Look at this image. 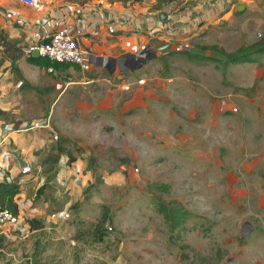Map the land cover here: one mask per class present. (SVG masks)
<instances>
[{
    "label": "rangeland",
    "instance_id": "374dc122",
    "mask_svg": "<svg viewBox=\"0 0 264 264\" xmlns=\"http://www.w3.org/2000/svg\"><path fill=\"white\" fill-rule=\"evenodd\" d=\"M204 2L130 4L187 11L176 50H151L156 58L134 72L89 64L20 80L21 61L0 52V122L52 115L56 133L16 135H33L23 144L33 172L19 177L24 228L0 233V264H264V51L225 64L241 48H263L264 0H234L225 11ZM80 39L84 54L99 50L98 37ZM127 39L103 45L127 52ZM172 201L192 216L170 231L158 205ZM31 219L41 228L29 231Z\"/></svg>",
    "mask_w": 264,
    "mask_h": 264
},
{
    "label": "built area",
    "instance_id": "2783aa9c",
    "mask_svg": "<svg viewBox=\"0 0 264 264\" xmlns=\"http://www.w3.org/2000/svg\"><path fill=\"white\" fill-rule=\"evenodd\" d=\"M234 0H207L206 9L214 6L228 4ZM21 8L29 10H40L42 0H16ZM0 17L7 20L13 17L21 28L32 27V23L25 19L17 7L2 4L0 6ZM176 23H182L168 18L164 21L156 19L148 24L142 25L137 19L136 12L131 8H117L107 0H94L93 2H70L61 0L49 11L45 17L38 19L36 25L45 26L51 33L34 43L28 44L22 53L25 56L38 52L39 57L48 59L50 62L69 64L78 67L84 73L89 67L90 54H84L81 39L89 38L97 34V30H105L112 36L127 37L139 35L143 38H135V49L130 54L140 55L146 48L163 53L172 48L178 41V29ZM193 23L189 17L187 27ZM88 59V63L85 59ZM49 73L51 70L49 69ZM35 129H48L54 133L48 124V119L38 123L26 124H4L0 123V181L10 180L7 175L6 162L10 159L18 161L19 174L28 176L33 172L32 165L25 160V149L16 148L15 151L5 150L8 139L12 134L25 133ZM23 230L20 211L14 215L6 208L0 207V233L6 229Z\"/></svg>",
    "mask_w": 264,
    "mask_h": 264
},
{
    "label": "crops",
    "instance_id": "0c3cea01",
    "mask_svg": "<svg viewBox=\"0 0 264 264\" xmlns=\"http://www.w3.org/2000/svg\"><path fill=\"white\" fill-rule=\"evenodd\" d=\"M60 1L61 0H42L41 9L37 10V11H34V10H29V9H25V8L19 7L17 2H16V0H0V6L2 4H8V5L17 7V9L20 11L21 15L25 19L29 20L33 24L32 27L21 28L17 24L16 20L13 17H11V18H9L7 20H5V19L0 17V31H1V33H3L7 37L8 42H10L13 45V48L17 51V52H14V54H16V56H17V54L21 55V56H18V58L14 59V60H11V63H10V64H12V63H15V61H18V62L21 61V64L23 66L19 65L18 67H15L13 65V67H15V69L18 68L17 70L20 73V75L22 74L20 80H22V77L25 79L24 71H28V70L29 71L36 70L37 73H40L42 75L46 74L47 76H54L56 74L65 73V72H67L69 70H71V71L75 70L73 67H71V68H68L65 71H58V72H53L52 74H48L45 71L41 70L40 68H38L36 66H33L31 64H28L26 62L27 56H25L22 53V49H24L28 44L34 43L37 40H40V39L44 38L45 36H48V34L51 33L49 30H47V28L45 26L36 25V21L38 19H41V18L45 17L47 14H49V11L51 9H53L55 7V4L60 2ZM66 1H70V0H66ZM93 1L94 0H91L90 2H93ZM107 1H109L112 4H114L117 8H123V9L124 8H131V9H133L129 5H124V3H121V2H119L117 0H107ZM70 2H73V1H70ZM80 3H83V2H80ZM189 7L187 6L186 9H189ZM139 8L140 7H138L137 9H133V10L136 12L137 19H138L139 23H141L142 25L148 24V23L158 19L157 15L160 12H165L166 13V16H167L166 19H168V18H171L173 20L179 19V21L182 22L183 21V14L185 12H187V11L181 10V12H177V13H173L172 14V13H170V11H163V10L161 11L160 10V12H158V13L157 12L152 13V12L143 10V8L142 9H139ZM178 24L179 23H176V26H179ZM109 36L110 35L105 30H102V32L99 33V34H95L94 37H98L97 41H99V42H98V45H96V47L99 50H97V52L89 51L91 53L90 55H94V56H96L98 58H104L105 60L107 58H113V59H115L117 61H121V60H119V57H122L125 53H129V52L131 53L132 51H134V49H135V38L136 37L143 38L142 36H139V35H136V34L129 35L127 37L118 36L117 38H121V39L128 38L126 40V42H125V45H126V47L128 46L127 49H130V50H127V52H125V51H122V50H120V51L115 50V46L113 44H108L107 46L103 45L104 38H108ZM82 40H84L83 43H88V39L84 38ZM177 42L174 43V46H172V50H176V47L178 45ZM87 49L88 50L89 49L92 50L93 46L90 44L89 46H87ZM5 54H9L10 55L11 52H8V53H5ZM9 57L11 59V55ZM95 66H97V65H95ZM97 70H101V69H99L98 66H97ZM76 71L80 72L79 70H76ZM100 79H98V80H100ZM93 81H94V79L89 78L88 80H86L85 83H83L84 85L88 84L87 85V86H89L88 87V91L91 89V86L95 85L94 83H92ZM102 81H104V79H102ZM102 81H101V83H102ZM21 82L22 81H20L18 83V85H16V87H15L16 91L15 92H18L20 90V88L22 87V83L23 82L22 83ZM76 84L77 83H67L66 86H71V85H76ZM78 84L82 85L81 83H78ZM45 89H46L45 92H49L50 89H52V87L51 88H46L45 87ZM63 90H64V88H63ZM63 90H61V92L57 95V97L62 93ZM54 103H55V101L52 103V105ZM50 116H51V119H52V115H49V116H47V117H45L44 119H41V120H46V119H48V117L50 118ZM20 121H23V120H20ZM0 123H2V122H0ZM44 130L47 131L48 129H44ZM25 133H32V132L29 131V132H25ZM54 133H55V131H54ZM19 134H24V133H15V134H12L10 136V138L8 139L7 144L5 146V150H10L11 149L12 151H15L16 148L25 149L26 152L24 154V158H25L26 161H28L31 164L32 160L28 159L29 156H30L29 155L30 153L26 149V146L25 147L23 146V144H24V142L26 143L28 140H30L31 137H33V135L29 134L27 136V138H20V137L18 138L16 135H19ZM55 135H56V133H55ZM17 163H18V161L16 159H10V160H8L6 162V166H7V175L10 177V180L11 181H17L19 183V177H26V176H22V175L19 174V169H18V164ZM20 187H21V185H20ZM21 192H22V189H21ZM21 192L16 197V200H15L16 203H18L17 199L20 198Z\"/></svg>",
    "mask_w": 264,
    "mask_h": 264
},
{
    "label": "trees",
    "instance_id": "16d2710c",
    "mask_svg": "<svg viewBox=\"0 0 264 264\" xmlns=\"http://www.w3.org/2000/svg\"><path fill=\"white\" fill-rule=\"evenodd\" d=\"M118 1H120L121 3H124V5H130L132 3H138L141 0H118ZM232 2L221 5V6H214L212 7V9L217 8V7H222V9H224L223 7L225 6H226L225 9H227V7L231 5ZM204 7L206 9L205 2L203 4V8ZM201 8L195 7V11ZM193 26L195 27V23H192V27ZM255 46L256 45L248 46L246 48H241L237 50L236 52L229 54L226 58L227 60L225 64L235 65L239 63L244 64V63L252 62L253 59H251V57L254 54H259V53H262V51H264V43L262 44L263 48H259L256 51H255ZM13 49H14L13 45L10 42H8L7 37L0 31V52L2 53L11 52V60H14L18 58V56H21V55L17 54L16 56L14 52H17V51ZM168 51L173 53L174 50H172L171 48ZM185 51L186 50H184L183 52ZM26 62L28 64H31L33 66L40 68L41 70L45 71L48 74H52L53 72H58V71H65L68 68L72 67L69 64L53 63V62H50L46 58H43V57L34 58L31 55L27 56ZM49 69L51 70L50 73L48 72ZM74 69L79 70V68L76 66L74 67ZM57 149L61 151V148H57ZM70 161H74V159H70ZM55 162L58 163L57 159L55 160ZM43 186H40L38 188L36 197H39L41 195L43 188H44ZM20 192H21V187L17 181H11V180L0 181V207L8 209L14 215L19 214V207L17 206L15 200H16V197L20 194ZM158 211H160L163 214L164 219L167 222L170 231H173L176 228L181 227L185 223V221L189 217L192 216V214L188 210H186L183 207V205H181L178 202H174V201H172L169 204H159ZM25 224L28 226L29 231H35L41 228L40 222L36 219H31L27 221V223ZM102 235H103L102 233L99 234V237H101Z\"/></svg>",
    "mask_w": 264,
    "mask_h": 264
},
{
    "label": "water",
    "instance_id": "95a60500",
    "mask_svg": "<svg viewBox=\"0 0 264 264\" xmlns=\"http://www.w3.org/2000/svg\"><path fill=\"white\" fill-rule=\"evenodd\" d=\"M242 7H238L237 11H241ZM159 21L166 20V13L160 12L157 15ZM32 57L38 58L39 54L38 52H33ZM156 54L152 51H150L149 48H146L140 55L136 56L130 53H125L122 58V61H117L113 58H107L106 60L104 58H98L94 55H90L89 57V64L97 65L98 67H101L105 69L109 74H113L115 69L118 68L120 71L129 70L131 72H134L136 70H139L143 65L146 64V62L156 58Z\"/></svg>",
    "mask_w": 264,
    "mask_h": 264
}]
</instances>
